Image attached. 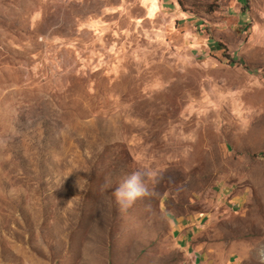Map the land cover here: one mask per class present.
<instances>
[{
	"label": "rangeland",
	"instance_id": "1",
	"mask_svg": "<svg viewBox=\"0 0 264 264\" xmlns=\"http://www.w3.org/2000/svg\"><path fill=\"white\" fill-rule=\"evenodd\" d=\"M141 164L150 194L113 195ZM264 0H0V264H257Z\"/></svg>",
	"mask_w": 264,
	"mask_h": 264
},
{
	"label": "clouds",
	"instance_id": "2",
	"mask_svg": "<svg viewBox=\"0 0 264 264\" xmlns=\"http://www.w3.org/2000/svg\"><path fill=\"white\" fill-rule=\"evenodd\" d=\"M159 173L147 164H141L136 170L124 177L114 189L113 195L120 212H126L134 202L150 194L149 185L158 182ZM257 264H264V243H257L255 247Z\"/></svg>",
	"mask_w": 264,
	"mask_h": 264
},
{
	"label": "crops",
	"instance_id": "3",
	"mask_svg": "<svg viewBox=\"0 0 264 264\" xmlns=\"http://www.w3.org/2000/svg\"><path fill=\"white\" fill-rule=\"evenodd\" d=\"M192 264H206V263H204V261H200L199 258L196 257V258L194 259V261L192 262Z\"/></svg>",
	"mask_w": 264,
	"mask_h": 264
}]
</instances>
